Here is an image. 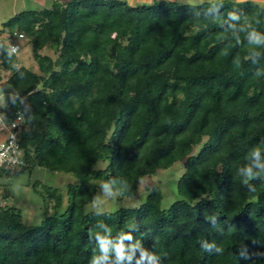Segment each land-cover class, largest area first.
Instances as JSON below:
<instances>
[{
  "label": "trees",
  "instance_id": "trees-1",
  "mask_svg": "<svg viewBox=\"0 0 264 264\" xmlns=\"http://www.w3.org/2000/svg\"><path fill=\"white\" fill-rule=\"evenodd\" d=\"M4 26L30 36L39 70L7 80L2 110L24 112V162L0 173L41 165L76 180L65 209L45 185L53 205L38 224L0 203V264H264V168L252 155L258 146L264 164V4L54 0ZM15 59L0 36V68ZM177 160L169 207L153 184L138 206L87 209L103 191L137 194Z\"/></svg>",
  "mask_w": 264,
  "mask_h": 264
},
{
  "label": "rangeland",
  "instance_id": "rangeland-1",
  "mask_svg": "<svg viewBox=\"0 0 264 264\" xmlns=\"http://www.w3.org/2000/svg\"><path fill=\"white\" fill-rule=\"evenodd\" d=\"M4 0H0V22L15 15L17 4L10 0L7 4H3ZM143 1H140L142 3ZM145 2V1H144ZM264 4V2H263ZM36 5V4H35ZM46 3L44 6L46 7ZM43 7V6H41ZM27 8H33L29 5ZM15 28V29H14ZM10 29V28H9ZM13 31L18 30L17 26L13 27ZM8 30V29H7ZM5 31V32H3ZM20 31V30H19ZM8 32L2 30L0 36L8 40ZM20 38L15 36V41L24 42L27 46L25 49L20 48L17 54H14L15 60L11 68L2 66L0 68L1 82H0V108L5 102V97L12 93V88L7 82L13 70L18 66L25 65L38 71V63L32 54V43L30 36ZM16 41V42H17ZM6 42V41H5ZM42 53L50 54L53 57L57 53L52 47H44L41 49ZM38 88H36L37 90ZM207 137L204 138V141ZM202 143L194 146L193 152L196 153L201 148ZM100 166H104L106 162H100ZM184 171V160H177L171 166L165 168H158L152 175L145 176L139 186V191L131 196H119V191H103L89 204L87 209H94L98 211L116 210L123 206L133 207L140 205L145 201L147 196V186L158 184L163 195L162 206L167 208L173 201L181 197L178 191V179ZM76 180L72 173L50 170L44 166L37 165L31 171L25 170L19 173L11 172L9 175L0 173V203L16 204L21 208L23 221L26 224L34 225L42 221L46 213V208L52 209L53 200L46 194L45 185L57 186L63 194V202L61 209L69 206V195L67 193L66 182ZM39 181L37 189L34 188V183Z\"/></svg>",
  "mask_w": 264,
  "mask_h": 264
},
{
  "label": "built area",
  "instance_id": "built-area-1",
  "mask_svg": "<svg viewBox=\"0 0 264 264\" xmlns=\"http://www.w3.org/2000/svg\"><path fill=\"white\" fill-rule=\"evenodd\" d=\"M15 36L24 38L26 34L19 30L9 34L12 39ZM7 44L12 53L16 54L20 49V45L15 41H10ZM24 117V112L21 111L8 121L2 107L0 108V168H15L24 162V151L20 142L25 123Z\"/></svg>",
  "mask_w": 264,
  "mask_h": 264
},
{
  "label": "crops",
  "instance_id": "crops-1",
  "mask_svg": "<svg viewBox=\"0 0 264 264\" xmlns=\"http://www.w3.org/2000/svg\"><path fill=\"white\" fill-rule=\"evenodd\" d=\"M9 1L10 0H4L3 4H7ZM127 1H129L132 4H137V3H140V1H143V2L144 1L145 2H152L154 0H127ZM176 1L198 4V3H201V2H204V1H210V0H176ZM235 1H240V0H235ZM254 1H256L258 3H261V4H263V2H264V0H254ZM13 2L17 4L16 9H14V10H15L16 13H18V12H20L22 10L29 9V8H27L29 5H32L33 8H31V9H36V10H39V9L44 8L45 7L44 6L45 3L47 4L46 7H50L53 4L54 0H13ZM41 6H43V7H41ZM6 20L7 19L2 20L0 22V32L2 30H5L6 29V32H8L7 35L9 37V34L11 33L10 30H9V27L8 26H4V22ZM3 32H5V31H3ZM26 36H27V34H26ZM1 37L4 38V36H1ZM24 38H26V37H24ZM5 41H6V43H8L10 41H15V39L14 38L12 39V38L9 37L8 40L5 38ZM16 41H15V43H18L20 45V48L25 49V47L27 46L23 41L22 42H18V41L16 42ZM31 48H32V46H31Z\"/></svg>",
  "mask_w": 264,
  "mask_h": 264
},
{
  "label": "clouds",
  "instance_id": "clouds-1",
  "mask_svg": "<svg viewBox=\"0 0 264 264\" xmlns=\"http://www.w3.org/2000/svg\"><path fill=\"white\" fill-rule=\"evenodd\" d=\"M254 42L255 43H264V38L258 37ZM262 143H264V141H262ZM252 155L257 158L258 167L264 168V164L259 163L260 149L258 146L254 148ZM242 171L245 172V174L247 175V178L249 180L252 179L254 175H257V174L252 172L251 167H248L246 169H242ZM245 183H247V180L245 181ZM105 187H107V185H105Z\"/></svg>",
  "mask_w": 264,
  "mask_h": 264
}]
</instances>
